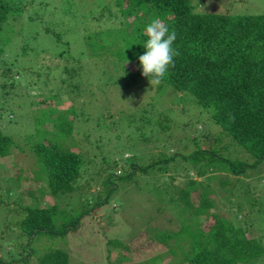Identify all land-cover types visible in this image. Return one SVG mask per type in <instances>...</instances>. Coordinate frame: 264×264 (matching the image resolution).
<instances>
[{"label": "rangeland", "instance_id": "obj_1", "mask_svg": "<svg viewBox=\"0 0 264 264\" xmlns=\"http://www.w3.org/2000/svg\"><path fill=\"white\" fill-rule=\"evenodd\" d=\"M192 1L197 10L203 12L264 14V0ZM4 2L19 9L22 21L19 22L24 28L26 41L37 47L38 54L30 52L22 57L21 62L13 57L10 61L5 60L23 44L22 35L14 37L4 57L0 55V84L7 65L15 61L21 63L19 71H26L24 74H30L33 68L42 73L35 72L31 76L36 83L26 81L27 77L22 76L17 88L10 93L9 88L2 91L0 87V131L17 139V148H13L12 154L0 155V264H37L38 258L51 249L67 251L70 264H140L154 252L145 250L141 257L134 255L132 259L123 260L124 255L131 256L133 249L130 246L134 242L145 234H173L184 224L192 222L182 223L170 202L177 199L180 190L188 187L192 180L203 184V187L192 189L196 205L199 203L196 193L209 189L212 191L211 200L218 204L217 212H225L236 225H243L249 235L264 238V163L240 176L215 168L209 169L204 176H198L192 160L183 156L202 146L232 160L253 162L254 158L234 140L236 144L232 145L231 137L223 133L221 126L212 120L192 94L176 92L169 85L159 89L158 85H151L143 79L130 81L126 77L127 70L117 69L113 64L119 62V58L112 51L100 47L102 39L106 45L113 41L101 30L132 23L134 14L122 13L115 4L112 11L103 10L101 15L99 11H86L93 4L100 9L99 4L115 3V0ZM137 15L145 22L148 20L145 13L138 11ZM30 17L32 20H28ZM38 27L55 39V32H60L62 40L69 42V46L62 43L55 48V40L48 43L45 36L32 41L31 34L38 33ZM60 52L65 53L61 59L54 55ZM60 64L69 71L63 75L56 71L59 74L56 76L54 70ZM47 70L50 72L46 73ZM38 74L40 77L36 76ZM44 102L50 104L53 115L36 123L34 116L37 110L46 106ZM1 103L14 109H4ZM71 107L76 112L66 115L73 119V130L69 134L62 131L66 125L56 117H62L61 113H66ZM43 119L45 123L42 124ZM36 132L38 138L34 137ZM29 136L36 141L51 140L71 151L80 150L85 158L92 159V163H86L87 173L80 179L81 186L60 198L52 197L46 180L35 175L42 167L37 156L23 149ZM192 138H196L198 146L195 141L192 143ZM173 154H178V157L165 168L154 169L149 175H138L137 180L119 184L118 191L104 207L106 210L92 216L87 230L77 229L65 236L49 232L42 234L31 243L35 255L30 254V236L21 228L28 207L55 205L59 210L75 215L84 208L78 209L81 202H89L101 190L102 178L97 172L102 167L109 168L108 163L116 162L115 169L119 174L123 170L130 172L133 164L147 166ZM240 181L252 188L246 196L245 189L240 188L243 187ZM155 188H166L169 194L164 199L154 191ZM75 208L77 210L72 213ZM214 211L213 208L210 210ZM211 218L209 223L213 221ZM204 219L206 216L203 214L194 216V220L201 224H205ZM61 222H56V229L62 226ZM143 238L144 242L146 238ZM175 243L176 238L172 237L169 244L175 253L165 246L154 250L163 255L161 264H186L182 261V250ZM184 248H190L188 243H184ZM26 256L30 257L25 260Z\"/></svg>", "mask_w": 264, "mask_h": 264}, {"label": "trees", "instance_id": "obj_2", "mask_svg": "<svg viewBox=\"0 0 264 264\" xmlns=\"http://www.w3.org/2000/svg\"><path fill=\"white\" fill-rule=\"evenodd\" d=\"M113 4L122 13L134 14L135 17L134 22H127L123 27H109L106 28L107 30L100 31L105 33L109 40H113L109 45L102 42L103 39L100 40V47L112 51L113 55L119 58V62L113 63L114 66L117 69H126V77L130 81L143 79L150 82L148 77L142 75L139 56L146 51L143 46L148 38L145 35L146 26L155 18L161 19L169 26L170 31L176 32L177 38L173 47L179 55L174 58V67L169 69L166 77L158 84V88L162 89L169 85L176 92L192 94L197 103L208 112L209 116L211 115L212 120L221 126L223 133L231 137L232 145L236 142L249 153L251 158H254L253 162L232 160L229 157L220 156L215 150L202 146L190 155L183 156L192 160L197 175L204 176L209 169L215 168L240 176L247 170L257 168L264 163V14L203 12L197 10L192 0H115V3L99 4L100 9H97L98 5L94 7L93 4L87 7L86 11H99L101 15L103 10L112 11ZM138 11L148 15L146 22L137 15ZM19 20V9L0 0V55L4 57L3 54L6 53L7 46L13 43L14 37L22 35L24 38L23 44L16 53L4 58L7 61L13 57L21 62L22 57L29 55L30 52L38 54L37 47L26 41L24 28L20 25L22 21L19 22ZM28 20H32V17ZM34 23L37 24V22ZM39 29L40 27H38V33L35 31L32 34L29 30V34L33 36V38L30 37L32 41H38L39 36H45L48 43L55 40V48L62 43L69 46V42L62 40L63 36L60 32H55V39L53 35ZM64 54L60 52L54 55L60 58ZM16 61L9 63L4 70L3 81L0 84L2 91L9 88L10 93L17 88L22 76L27 77L26 81L36 83L31 76L35 72L42 73L38 69L35 71L32 67L30 74H24L26 71H19L22 65ZM54 71V75L59 76L56 71H61L63 75L69 70L60 64ZM49 72L50 70H47L46 73ZM39 74L36 76L40 77ZM54 79L57 78L54 77ZM51 81L52 78L49 83ZM5 103H1V107L14 109V107L5 106ZM44 103L46 106L36 111L34 116L36 123L41 118L53 115L48 106L50 104ZM75 112L76 109L71 107L66 113H61L62 117H56L58 121L66 125L63 132L72 133L73 119H68L66 115ZM41 123H45V119ZM159 123L163 126V122L159 121ZM37 135L36 132L34 137L36 138ZM30 138L23 149L37 156L38 163L42 167L35 172V175L37 178L46 180L52 197L60 198L76 190L77 186H81L80 179L87 173L86 163H92V159L85 158L80 150H68L51 140L43 142ZM195 139L192 138V143ZM16 141L14 137L5 136L0 131V155L12 154L13 148L17 145ZM195 143L198 146L197 140ZM177 157L178 154L165 156L147 166L133 164L130 172L123 170L124 172L119 171V174L115 169L117 163L111 164L106 160L109 168L102 167L97 172L99 178H102L101 190L89 202H81L78 209L84 208L75 215L67 214L65 210H59L55 205L47 208L28 207L27 216L21 223L23 232L30 236L28 251L31 255H35L30 246L31 243L47 232L55 236H65L77 229L87 230L92 216L106 210L104 207L118 191L119 184L137 180L138 175H149L154 169H163ZM240 182L243 186L240 188L245 189L246 196L252 188L250 184ZM226 183L229 181L226 180ZM199 187H203V184L198 180H192L188 187L180 190L177 199L170 200L172 208L177 212L178 217L182 218V223L192 220L189 225L184 224L173 234L165 232L154 236L145 234L138 239L139 241L134 242L133 246H130L133 249L132 254L124 255L123 260L132 259L134 255L137 258L141 257L144 252L151 250L154 253L140 264H161L164 257L154 250L159 246H165L169 247L170 252L175 253L169 244V240L175 237V245L182 250V261L186 264H264L261 262L264 260V238L249 235L243 225H236L225 212H217L218 204L211 200L212 191L209 189L196 193L197 197L199 196V203L196 205L192 189ZM154 191H158L159 196H164V199L169 194L166 188H155ZM212 208L215 209L214 212H210ZM76 210L75 208L71 212L74 213ZM197 214L205 215L207 222L204 219L205 224H201L199 220H194ZM210 216L213 221L209 223ZM57 221L63 223L58 227L59 229H56ZM143 237L146 238L144 242ZM185 242L188 243L189 249L184 248ZM28 257L30 256L24 259ZM37 264H70V255L63 249H51L38 258Z\"/></svg>", "mask_w": 264, "mask_h": 264}, {"label": "clouds", "instance_id": "obj_3", "mask_svg": "<svg viewBox=\"0 0 264 264\" xmlns=\"http://www.w3.org/2000/svg\"><path fill=\"white\" fill-rule=\"evenodd\" d=\"M145 35L148 37L143 44L146 51L139 56L142 75L149 78L151 85H158L174 67V58L179 55L173 47L176 32L170 31L164 21L155 18L146 26Z\"/></svg>", "mask_w": 264, "mask_h": 264}]
</instances>
